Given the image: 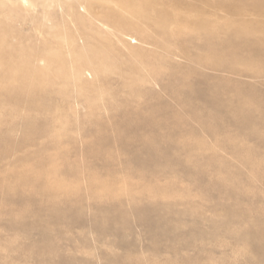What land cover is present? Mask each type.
<instances>
[{
  "label": "rangeland",
  "instance_id": "374dc122",
  "mask_svg": "<svg viewBox=\"0 0 264 264\" xmlns=\"http://www.w3.org/2000/svg\"><path fill=\"white\" fill-rule=\"evenodd\" d=\"M0 264H264V0H0Z\"/></svg>",
  "mask_w": 264,
  "mask_h": 264
}]
</instances>
